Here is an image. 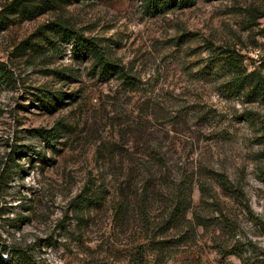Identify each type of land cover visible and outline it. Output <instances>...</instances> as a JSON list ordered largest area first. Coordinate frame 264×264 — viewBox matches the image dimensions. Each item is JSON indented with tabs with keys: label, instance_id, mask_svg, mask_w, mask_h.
<instances>
[{
	"label": "rangeland",
	"instance_id": "374dc122",
	"mask_svg": "<svg viewBox=\"0 0 264 264\" xmlns=\"http://www.w3.org/2000/svg\"><path fill=\"white\" fill-rule=\"evenodd\" d=\"M144 5L0 0L6 264L18 247L31 264H264V0ZM58 24L100 38L134 85L100 76ZM179 195L192 236L153 250Z\"/></svg>",
	"mask_w": 264,
	"mask_h": 264
},
{
	"label": "trees",
	"instance_id": "16d2710c",
	"mask_svg": "<svg viewBox=\"0 0 264 264\" xmlns=\"http://www.w3.org/2000/svg\"><path fill=\"white\" fill-rule=\"evenodd\" d=\"M177 1L185 4L190 2V0H145L144 9L146 12L151 14L160 13L163 12L167 6L175 4ZM10 4L11 9L15 10L16 7L13 6V3ZM4 22L5 18L1 16L0 24H3ZM57 26L59 29H56V31L59 33V36L64 40H70L73 44V49L76 52L89 54L95 60L94 65L98 64L100 76L107 78L110 75L118 74L119 76L123 77L125 82L130 85H134V82L131 80L133 79V76L125 73L123 68L107 59L105 56V49L100 43V38L85 36L60 24ZM224 62V64L228 67V73L234 80L232 84L236 87L241 86L247 80V76H249V74L245 73V70L241 68L239 63L235 62V58L232 56L226 57ZM2 72L6 73L7 70L3 68ZM256 87L257 83L254 84L252 89L253 92L257 90ZM150 156L156 157V155ZM121 194H123L122 191ZM187 201V197L182 195L177 196L171 211L167 213V215L162 216L159 222H155L156 228L161 229V234L171 230H175L176 233L169 234L170 239H155L159 234V231L156 232L151 238L153 250L166 252L168 249L184 245L186 242H188V239L192 236V232L194 231V225H191L192 222L186 217L185 210L189 204ZM193 216L196 220L197 215L194 213ZM196 223L198 224V221ZM2 250L4 251L5 249ZM11 252L13 255H15L14 264H31V258L24 249L18 247L11 249ZM0 264H6V262L3 261L1 255Z\"/></svg>",
	"mask_w": 264,
	"mask_h": 264
}]
</instances>
